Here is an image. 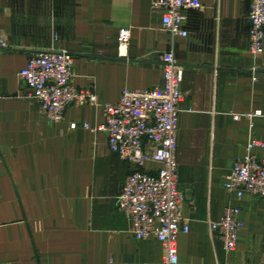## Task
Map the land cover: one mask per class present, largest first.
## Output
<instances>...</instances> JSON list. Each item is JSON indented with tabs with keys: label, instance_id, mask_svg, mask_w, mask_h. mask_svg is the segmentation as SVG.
I'll list each match as a JSON object with an SVG mask.
<instances>
[{
	"label": "crops",
	"instance_id": "1",
	"mask_svg": "<svg viewBox=\"0 0 264 264\" xmlns=\"http://www.w3.org/2000/svg\"><path fill=\"white\" fill-rule=\"evenodd\" d=\"M153 1L0 0V264H164L162 245L135 240L117 209L133 167L109 151L106 133L91 131L103 124L99 105L160 85L169 52L184 94L176 161L188 233L177 264H264V200L237 203L235 251L210 228L235 202L223 187L234 162L250 141L264 145V46L250 54L248 2L199 0L201 9L182 14L183 38L163 29ZM120 29L130 31L125 48ZM48 51L73 57V84L98 105L70 107L57 123L45 117L18 74Z\"/></svg>",
	"mask_w": 264,
	"mask_h": 264
},
{
	"label": "built area",
	"instance_id": "2",
	"mask_svg": "<svg viewBox=\"0 0 264 264\" xmlns=\"http://www.w3.org/2000/svg\"><path fill=\"white\" fill-rule=\"evenodd\" d=\"M247 2L250 54L258 56L264 46V0ZM201 8L199 0H155L151 4L152 10L161 13L163 29L173 37L183 38L188 35L183 12ZM129 42L130 31L120 29L119 47L125 48ZM161 61L163 87L126 90L117 103L99 105L103 124L91 132L106 133L109 151L133 167L117 197V209L129 219L132 237L137 241L157 240L163 247V263L177 264L178 238L188 233L182 217L185 197L179 188L176 161L177 121L184 100L183 70L170 52L164 54ZM18 76L51 122L63 121L70 107L98 105L93 92L73 84L74 60L65 52L34 54ZM70 128L74 130L78 126L72 124ZM82 128L89 129L87 125ZM257 149L264 152V145L250 141L244 155L234 162L223 187L235 202L228 204L221 219L210 225L227 253L235 251L244 227L237 203L245 196L264 200V155L258 156ZM150 163L159 165L155 175L145 169Z\"/></svg>",
	"mask_w": 264,
	"mask_h": 264
},
{
	"label": "water",
	"instance_id": "3",
	"mask_svg": "<svg viewBox=\"0 0 264 264\" xmlns=\"http://www.w3.org/2000/svg\"><path fill=\"white\" fill-rule=\"evenodd\" d=\"M160 86L163 87V81H161Z\"/></svg>",
	"mask_w": 264,
	"mask_h": 264
}]
</instances>
